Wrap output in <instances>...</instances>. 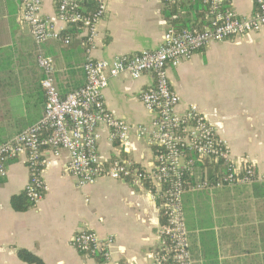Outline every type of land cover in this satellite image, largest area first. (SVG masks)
<instances>
[{"label":"crops","instance_id":"1","mask_svg":"<svg viewBox=\"0 0 264 264\" xmlns=\"http://www.w3.org/2000/svg\"><path fill=\"white\" fill-rule=\"evenodd\" d=\"M238 17L251 18L255 0H220ZM58 0H43L42 15L57 30ZM162 0H106V13L91 47L84 35L70 44L50 40L38 45L21 21L22 0H0V146L10 142L43 117L45 78L40 53L54 62V84L61 97L85 85L88 59L111 61L156 50L170 29ZM193 18V16L191 15ZM199 18V16H197ZM169 80L178 95V111L196 106L227 143L235 159L249 160L264 171V27L259 33L211 43L170 68ZM152 74L133 79L113 78L105 89L108 112L130 126H150L153 115L141 95L154 86ZM99 156L151 170L154 147L148 139L133 137L124 148L99 127ZM42 171L45 191L41 201L24 212L12 207V198L30 182L26 157L7 164L0 178V264H27L19 250H27L43 264H104L81 254L74 237L93 232L112 237L111 262L153 264L161 243V200L149 184L101 178L80 188L67 171L69 154L47 151ZM199 178L204 173L198 172ZM197 180V179H196ZM184 215L194 264H264V184L188 192Z\"/></svg>","mask_w":264,"mask_h":264},{"label":"built area","instance_id":"2","mask_svg":"<svg viewBox=\"0 0 264 264\" xmlns=\"http://www.w3.org/2000/svg\"><path fill=\"white\" fill-rule=\"evenodd\" d=\"M162 2L175 3L176 0ZM206 4L211 8L209 28L202 32H178L170 27L156 50L111 61L88 59L84 66L85 85L66 97L60 96L54 84L53 60L40 53L38 64L45 74L41 82L46 98L44 114L35 125L0 146V178L7 176V164L11 160L25 156L30 173L26 192L36 205L46 189L41 176L48 164L45 153L49 150L59 156L61 150H66L70 159L67 171L80 188L101 178L151 184L156 188L155 199L163 202L161 209L166 218L160 227L161 243L153 251V264H194L184 215L185 194L264 184V171H259L249 160L235 159L227 143L196 106H190L183 113L178 111L180 99L170 84V68L179 67L211 43L259 33L264 27V0H255L251 18L223 11L220 0H206ZM42 7L43 0H22L21 21L29 26L38 45L50 40L70 44L72 39L63 38L61 34L69 25H75L84 35L85 44L91 47L105 17L106 0H58L57 17L64 24L60 31L43 17ZM147 73L154 76L155 83L141 95V102L153 115V120L150 126L133 127L108 112L103 93L113 78L129 74L139 79ZM100 126L108 128L111 138L124 148L131 147L133 137L148 139L150 145L158 148L154 150L153 169L120 159L102 162ZM193 155L198 156V160L192 158ZM201 160L223 163L225 171L217 174L221 175L217 182L198 177L202 169L196 162ZM187 173L196 176V183L190 185L184 180ZM72 243L85 256L101 255L104 264H120L111 262L112 237L101 239L85 231L77 234Z\"/></svg>","mask_w":264,"mask_h":264},{"label":"trees","instance_id":"3","mask_svg":"<svg viewBox=\"0 0 264 264\" xmlns=\"http://www.w3.org/2000/svg\"><path fill=\"white\" fill-rule=\"evenodd\" d=\"M89 6H92V4H90ZM221 9L223 11H228L223 6L221 7ZM163 13L164 17L169 22L168 24L170 25V27L174 28L178 32L182 30H188L191 32H202L205 29L209 28L211 24V8L209 4H206V0H176L175 3H165V9ZM191 15L193 16V18L191 17ZM197 16H199V18ZM77 35L80 36L81 31L79 30L78 26L75 25H69L66 30H64L61 34L63 38L69 37L71 39H73ZM154 150L156 151L158 150V148L155 147ZM192 158L198 160V156L196 155H193ZM196 165H198V168L202 169L201 171L204 172V177H202V179L206 178L205 180L210 183L217 182L218 179L221 177V175L217 174L221 172L224 173L223 171H225L222 162L216 163L210 160H201L197 161ZM184 180L190 185H193L194 183H196V176H190V174L187 173L185 175ZM149 185L152 187L153 192H156V188L153 187L151 184ZM161 204H163L162 201ZM33 206L34 204L29 198L28 193L26 191L12 198V207L17 212L27 211ZM165 220L166 218L164 216L163 211V224L165 223ZM18 256L23 262L27 264H43V262L37 256L28 252L27 250H19ZM92 258L99 260L101 263H105L101 255Z\"/></svg>","mask_w":264,"mask_h":264},{"label":"rangeland","instance_id":"4","mask_svg":"<svg viewBox=\"0 0 264 264\" xmlns=\"http://www.w3.org/2000/svg\"><path fill=\"white\" fill-rule=\"evenodd\" d=\"M253 34H255V33H253ZM217 132V131H216Z\"/></svg>","mask_w":264,"mask_h":264}]
</instances>
